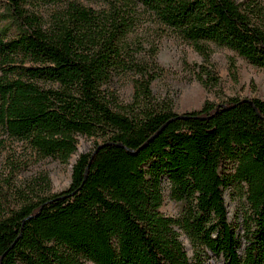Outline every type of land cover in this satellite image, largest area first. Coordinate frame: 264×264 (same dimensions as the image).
<instances>
[{
    "label": "trees",
    "instance_id": "16d2710c",
    "mask_svg": "<svg viewBox=\"0 0 264 264\" xmlns=\"http://www.w3.org/2000/svg\"><path fill=\"white\" fill-rule=\"evenodd\" d=\"M137 7L205 62L215 46L264 69L261 0H0V132L61 164L77 136L104 138L65 191L0 201V264H264V100L178 115L142 69L133 102L119 104L107 87L129 70ZM233 188L247 204L241 236ZM165 196L175 217L160 211Z\"/></svg>",
    "mask_w": 264,
    "mask_h": 264
},
{
    "label": "rangeland",
    "instance_id": "374dc122",
    "mask_svg": "<svg viewBox=\"0 0 264 264\" xmlns=\"http://www.w3.org/2000/svg\"><path fill=\"white\" fill-rule=\"evenodd\" d=\"M84 4L94 10L102 8L92 1H84ZM133 22L125 47L130 59L127 61L129 70L115 76L107 87L119 104L133 102L135 82L141 80L142 69L156 75L150 86L154 100L171 104L172 111L178 115L197 112L205 102L220 105L230 98L264 100V69L255 68L234 52L215 46L211 47L212 54L205 62L191 45L165 33V28L141 7L135 9ZM2 26L3 23L0 28ZM103 141L104 138L77 136L76 153L67 164H61L51 158H37L25 145L0 132V201L4 209L13 207L10 194H59L65 191L70 185L72 165L77 157L91 152ZM42 177L47 178L48 187H38L37 182ZM225 200L229 222L241 236L243 217L247 212L243 191L228 190ZM160 211L175 217L179 205L165 196ZM185 245L191 255L186 241ZM208 263L221 264L212 257Z\"/></svg>",
    "mask_w": 264,
    "mask_h": 264
},
{
    "label": "water",
    "instance_id": "95a60500",
    "mask_svg": "<svg viewBox=\"0 0 264 264\" xmlns=\"http://www.w3.org/2000/svg\"><path fill=\"white\" fill-rule=\"evenodd\" d=\"M161 129H162V128H161ZM161 129L157 132V134L161 131ZM157 134H156V135H157ZM156 135H155V136H156ZM153 138H154V137H153ZM153 138H151V139H153Z\"/></svg>",
    "mask_w": 264,
    "mask_h": 264
}]
</instances>
